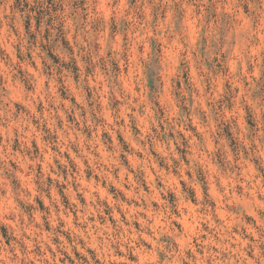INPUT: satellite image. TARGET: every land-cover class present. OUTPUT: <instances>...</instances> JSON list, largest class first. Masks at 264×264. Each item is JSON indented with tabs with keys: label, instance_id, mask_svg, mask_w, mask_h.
<instances>
[{
	"label": "clouds",
	"instance_id": "clouds-1",
	"mask_svg": "<svg viewBox=\"0 0 264 264\" xmlns=\"http://www.w3.org/2000/svg\"><path fill=\"white\" fill-rule=\"evenodd\" d=\"M0 264H264V0H0Z\"/></svg>",
	"mask_w": 264,
	"mask_h": 264
}]
</instances>
